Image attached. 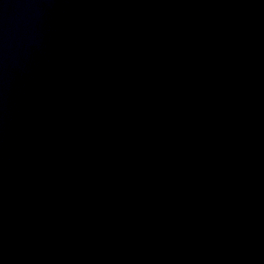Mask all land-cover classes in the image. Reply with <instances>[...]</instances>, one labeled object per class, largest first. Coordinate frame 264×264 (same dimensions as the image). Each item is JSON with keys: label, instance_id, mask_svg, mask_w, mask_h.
Wrapping results in <instances>:
<instances>
[{"label": "water", "instance_id": "water-1", "mask_svg": "<svg viewBox=\"0 0 264 264\" xmlns=\"http://www.w3.org/2000/svg\"><path fill=\"white\" fill-rule=\"evenodd\" d=\"M0 264H264V0H0Z\"/></svg>", "mask_w": 264, "mask_h": 264}]
</instances>
